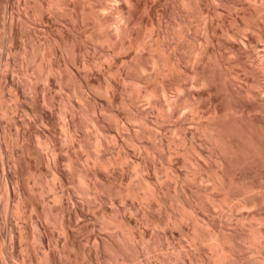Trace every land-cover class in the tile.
<instances>
[{"label":"bare ground","instance_id":"obj_1","mask_svg":"<svg viewBox=\"0 0 264 264\" xmlns=\"http://www.w3.org/2000/svg\"><path fill=\"white\" fill-rule=\"evenodd\" d=\"M111 1H26L25 3L27 8L32 10L31 7H35L32 12L34 13V17L36 13L39 15V21L42 22L39 23L41 24L40 26L44 23H48V25L49 23H53L52 25H55L58 31V36L56 35L53 37L48 35L49 38H45L43 41L39 40L37 43L39 46H36V49L33 48L34 51L36 50V53L33 51V54L37 55L40 60L38 61L39 64H37L39 67L36 68L34 65L35 67L32 66V68L30 66L32 63V57L27 58L30 56H28L29 53L25 54L27 51L23 50L22 52V48L16 45L17 35H19L18 19H22L20 13L17 14V10H15L16 6L14 2L16 1L0 0V8H3V11L1 10V17L4 20L7 16V23L4 21L6 25L4 22H2V24L4 23L3 26L5 30L7 29L8 31V41H6L9 42L10 52L20 50L22 52L21 53L19 51L20 54L27 55V57L24 55L22 58L26 57V59L30 62L29 63L25 59L27 63L26 67H24V59L21 61V59L18 58V60H20L19 63L22 62V66L24 65L23 67L26 69H23L22 67V71L21 66L19 67L20 70L16 69L15 67L19 65L16 63L18 60L15 61L16 57L14 59L16 64L13 68H15L16 71L19 70L20 72H24L26 74H24V76H32V74H35L34 72H38L36 69H39V73L36 75L37 77L33 78H36L37 80H44L46 83L47 87L45 86L44 91L41 90V95L43 94V102L46 103L48 108H56V105H53L54 102H52V99L50 98V90L52 91L50 87H57L59 89H63V91L66 90V92H68V96L69 94L71 95L69 96L70 99L71 97H74L77 101H81L79 104L83 105H80L82 106L80 107L77 104L80 109L77 108L76 113L80 115L82 112L83 116H88L89 114L87 112L91 113V116H88L89 120L88 118L87 120L89 123L91 122V124H93L91 125L93 126L92 128H94L96 133L100 136L93 133L96 136L87 134L88 137L86 135L84 138V134L82 135V131H80V129L83 122L86 120L84 119L85 117H83V122L81 120L82 117H79L81 118L79 120L82 123H79L78 127L77 124L79 121H76L78 118L75 110H72L74 112H69L68 110L65 112L66 110H64L65 122L63 121L64 124L62 129L66 132L65 138H69L70 142L79 147L80 150L82 149L88 152V154L85 152L87 154H85L87 157H85V161L90 169L92 168L91 171H87L89 170V167L87 170L84 169L83 171L86 172L85 174H83L84 172L81 173L80 170H76L71 173L72 176L75 175L76 172L77 175L79 174L78 181L79 185H81L79 186L81 189L80 191H82L84 196L85 194L90 196L94 202L96 201V203H100L99 201H106L108 199L107 197H111V201L115 200L114 197H116V200L119 197H130L132 200L137 199L138 202H141V204L144 203L147 205H144L142 209L149 207L153 210L156 208L160 210V208H163L162 210H164V213H166L165 215H167L165 220L163 219L164 217H161V215L160 217L158 216L157 213L159 211H157V209L156 214H154L155 211L150 209V211L147 212L145 210L148 209L143 210L145 212H142L144 216L142 217L145 219V222L148 223V226H153L158 231L161 230L160 228H163V230L164 228L170 230L172 229L171 227L175 226L176 229L178 228L177 230L180 231V234L184 237V239H186V242L189 243L191 249H189V251H185L183 255L177 252H174L173 254L171 252H166V255L163 253L165 256L161 257L159 255V258H154L155 261L158 260L159 264H178L179 261L180 264H264V0H168L167 3L169 6L171 5V7L176 10L175 13L177 12L178 14L177 21L175 18V23L172 21L173 25H176L175 28H172L173 25L168 23L169 19H167V17L169 16H166L169 13L172 15L174 10L171 12L170 9H167L169 7L167 6L163 8L165 10L162 11V13H158L155 5L156 2L152 3L151 1L153 0L146 2L145 0L143 3L145 6L141 4L145 9L144 10L142 8V11H146L147 16L154 19L156 18V20L152 19L149 21L150 25H147V27L151 28L149 31L148 29L145 30L148 36H146V39L143 35V41L141 40V37V39H138V36H140L141 33H136L137 28L134 32L135 26L137 27V25L140 24L138 26H141L140 28H142V25L145 22L142 20L144 17L141 18L142 16L139 14L140 10L138 8L139 5L136 4L137 1ZM157 1L161 3L163 0ZM167 3L165 5H167ZM105 11L109 12L110 14L108 15L110 16L104 15ZM167 11H169V13ZM24 17L25 16H23V18ZM164 17L167 22L166 20L164 21ZM170 20L172 19L170 18ZM145 23H147V21ZM110 29L112 30L110 31ZM38 32H35V34ZM105 32H109L107 33L108 37L106 38L105 36L107 35ZM134 33L138 34V38L135 37ZM52 34L50 33V35ZM144 38L146 40H144ZM25 47L24 49H26ZM99 48H103L107 51L105 58L107 57L109 60H113L115 55L117 56L116 53L118 52L122 53L123 51L124 54H126L128 51H135L132 61H128L129 63H126V67L122 65L123 67H119V69L117 68L118 70L116 72L112 70L114 73L117 74L118 72L120 74L118 75L119 77L121 76L120 81L117 80V82L110 79L108 82V79H105V81L107 80V82H105L107 84L105 85L108 87L103 84L102 85L105 88L107 87L106 90L100 85L101 81L100 83L98 81L101 77L99 75L97 76L99 73L102 74L101 72H97L102 69L97 70V64L95 65L96 61L94 55ZM9 49L7 50L9 51ZM15 55L16 54H14V56ZM117 57H119V55ZM34 59L36 60L35 56ZM119 59L120 57L118 60ZM9 60L10 59L8 58L6 67L10 68L11 66L10 69H12L13 64L10 62L11 60ZM35 60H33V64L34 62L36 63ZM114 60H116V58ZM113 64L110 63V65ZM82 70L83 73L81 72ZM30 71H32V74L28 73ZM69 73L72 75L71 78L74 75L76 80H73L72 78L70 79L69 84H67L69 81L68 77H70L68 76ZM8 74L5 73L6 77H4V79L6 78L8 80L10 78L9 76L7 77ZM14 74L15 73H13V75ZM136 76L137 78H141L138 79L143 81L142 83L145 84L144 86L137 84L133 85L136 82L134 81L135 83H133L132 80H135L134 78H136ZM105 77L106 76L104 74L103 78H101L102 81ZM33 78L31 77V81L27 79V81H29L28 83L34 82ZM12 80L15 82L14 79ZM73 81L75 83H73ZM35 83L38 84L37 81ZM137 83L139 84L141 81H137ZM128 85H130V87ZM29 86L31 93H33L31 88V86L34 87L33 84H30ZM100 86L102 91L103 89L105 91H100ZM9 87L11 88V91H13L10 98L13 96L12 99L15 101L11 100L15 103H13V109L10 110L11 106H8L9 110L4 109L6 111L8 110L9 114L11 111L14 113L20 110L25 111V103L23 104L24 101L22 102V91L24 90H21V86H18L17 83L14 84L13 82L10 83ZM4 88H6V84ZM119 92L124 94L126 93L127 95L130 94L129 97L132 99H124V95H121ZM2 94L0 92L1 96ZM100 94L106 96L111 101V104L108 102L109 105L105 106L106 111L103 107L104 105L102 104L103 106H101V104L97 101L99 97L98 95ZM1 96L0 101L3 99ZM34 99L35 98H33V100ZM141 100L146 102V109L148 110H145V112L143 110L141 113H138L139 110L137 111L134 108L135 104L132 105V102L136 101L137 104L138 101L141 102ZM62 104L65 106L64 109H67L69 104H65L64 101H61L60 105L58 104L60 107L59 109L61 110V106H63ZM112 105L113 108H116L118 105L120 108L123 106L121 109L124 108L123 110L125 112L126 108V113L118 111L119 109L115 111L111 108ZM115 105L117 106L114 107ZM38 106L37 108H35V106L33 109L26 111L35 112V109L40 111L41 108L38 109ZM70 106L71 105H69V107ZM87 107L89 109H87ZM131 107L132 110H130ZM81 108L83 111H81ZM133 108L137 112H134L135 110H133ZM69 109L71 110V108ZM150 109L152 110V113L157 110V113H160L161 115H159L163 119L165 118L164 121L176 118L174 134L175 132L178 133L180 138L175 139V135H173L170 137L168 136L169 138L167 137V139V135H158V133L162 132H159L157 129L159 128L162 131L164 127H161L164 124L162 126L160 125V127L158 121H155V124L153 120H150ZM153 109H155V111H153ZM78 110L81 112L79 113ZM84 110L86 113H83L85 112ZM6 111L4 115H6ZM42 111L43 110L38 113L41 114ZM104 111L108 113L111 112V117L114 116L116 123L115 128L116 126L118 127L116 130H118L119 139L123 144H121V146L119 145L120 147L115 148V152L111 151L110 154L106 151L108 141L105 139L107 137L105 136L107 129H105L106 127L104 126V120L106 121L104 118L106 116L110 117V115L107 114L105 116ZM14 116L15 115H13V117ZM40 118L46 126L51 123V119L49 118L47 111H44ZM127 122L132 125H130V129L134 131V134H131L129 127H126ZM154 124L157 128L155 126L153 127ZM154 128H156L158 133L154 130ZM126 131H128V133ZM166 132H168V130ZM24 134H17L18 140L15 142L19 144L23 142L25 145L24 140L26 134ZM103 134H105V138L103 137ZM90 136L94 137L91 138ZM143 137H145L144 139H148L149 137V139L151 138L150 140H154V142L152 143L150 141L151 143H148V139L147 144L144 143V145L143 141L142 143L140 142V139ZM123 139L125 141H123ZM157 140L159 141L158 143L155 142ZM41 142L50 153L48 167L51 169L50 172L53 180L56 181L55 184H53L55 185V188L52 186L53 189H55L56 199L58 202H62L64 204L66 203L65 206L61 203L63 208H61L60 214L61 217L64 215L62 211L63 209L65 216L62 218L59 216L61 218L59 219L61 222L57 223H61L60 226L63 231L62 233L65 235V240L61 244V255L67 256L69 253L68 238L73 236L71 225L73 224V220L78 217V214L80 215L79 212L82 208L79 209L74 206L71 208L69 205L68 200L73 197L71 196V193L66 190L65 186L69 183L68 178L70 177H67L69 175L66 174V171L65 173L61 169V162H58L60 157H57L59 153L57 142L51 134L45 135L44 139H42L40 143ZM166 143L169 146H167L168 148L165 147ZM171 144H174V146L172 147ZM96 145L97 148H100V151L104 149L101 151L102 154L98 149L96 150L97 153L93 149V146ZM124 145H126L127 148L129 147V149L131 147L132 150L136 149L135 151H137V153L139 152L138 154L141 153L145 155V161L144 159L141 160L140 155V159L138 158L135 160V163L133 162L134 167L132 175L137 172L138 174L140 173L141 175H139L142 176V179L140 177L139 180H142V182L141 184L139 182L137 183V180V184H135L136 186L127 185V187H124V184H122V186V181L126 180L127 176L129 178V174L127 176L119 175V170L118 175L120 180H122L119 185L121 186L118 188L119 185H115L117 186V188H115L114 184L112 185L113 180L110 181L108 180L109 178L106 179L107 177L105 178V175L107 176L109 172H113L115 166L120 165L119 167H121V164L128 161L126 160L128 156L131 158L132 151L128 150ZM163 150L168 152H163ZM135 151L133 150L134 153ZM165 153L168 154L165 155ZM173 155H176V157L177 155L182 156H180L182 164L188 168L186 169L188 171L182 172L183 170H179V166L177 167L178 169H171L173 172L171 171L170 174H168L169 177H171L169 178L166 175V178H172L171 180L174 181L175 190L173 193H175V195H171L168 192L169 196L165 194L164 196L162 193H165L163 192L165 190L160 191L159 189L161 188H158L159 185H157L158 183L156 181L163 179V176L165 178L162 168L164 165H162L161 160L164 162L166 157H168V159H172L174 157ZM9 156L13 160L11 163L19 166L18 157L14 155V153L10 154V152ZM164 156L165 158H163ZM73 157H67L68 162L67 159L65 160L67 162L65 163L69 164L68 166L71 168L67 169L69 172L70 170L79 169L78 167L80 165L78 166L77 162L82 160L81 158L78 160L77 157L76 160L78 161H76ZM135 157L137 158L136 154ZM173 159H175V157ZM170 161L172 162V160ZM171 162H167L168 165L170 164L169 169L172 168L173 164H175V162ZM36 172L38 171L36 170ZM122 172L121 174H123ZM35 173L34 175L37 174ZM114 173L116 174L117 172L114 171ZM114 173H112V175ZM152 174L154 175L152 176ZM14 176L15 175L8 173L5 176L4 185L2 184L5 187V193L7 194V205L5 206V211L3 210L4 215L2 214L3 211L1 213L2 215L0 214V264H15L13 262L16 258H14L15 243H11L12 245H9L7 243V238H4L3 234V231H5V225L9 220V216L18 215L20 217H25L28 210L24 205L26 204V201H23L26 200L28 196L25 198L26 192L23 194V192L19 189L21 186L19 185L20 187H18V181L20 182V180L17 179L18 175L16 177ZM34 178L38 179V176ZM99 178H102L105 182L99 183ZM37 179H33L37 181L36 185L38 184ZM120 180L118 181L120 182ZM15 188H18L16 189L18 190V193L15 192L16 190L14 191ZM41 189L44 190V188ZM170 192L172 193L171 190ZM103 193H106L107 197L105 196L106 194L104 195ZM100 204L103 205L104 203ZM141 204L138 203V206ZM134 206L135 204L132 203V207ZM40 207L37 205L35 208L33 207L34 209L39 208L37 209L39 211L37 216H35V221L37 226L44 231L46 230V227L43 226L41 218L44 217L47 219L45 221H50V223L51 221L54 223V221L58 219H55L52 216L51 213L54 211H50V213L49 210H46V212L44 209L42 210L44 206ZM135 208L136 207H134L133 210ZM217 209L219 211H217ZM223 209H225L226 212ZM108 210L105 209L102 211L104 219H102L103 227L108 230L110 229V231L111 229L112 231H115L109 232L108 235L106 232L107 237L103 238L102 236L101 238H98V241L95 243L96 245H92L95 247L94 249H89L88 251L89 256L87 257H90V261H88L89 264H111L110 262L113 264H133L134 258L136 256H142L141 253L155 254V252H160L166 248H173L174 251L176 250V248L174 249L172 245L173 241L170 245V242L166 241L171 248L167 245V247L160 246L157 241L152 239L155 238L154 235H151V237L149 234H139L137 230H134L135 225L138 224L133 223V228L131 226V222H129L130 218L128 219V217L125 216L117 217L112 210H110L112 211L111 214H108ZM55 217L59 218L58 215ZM31 219H33V217ZM42 230L37 233L35 237L38 239L40 247L42 246L41 248H43L46 241L49 239H47L45 232L42 233ZM157 230L154 231L157 232ZM166 240L169 239L167 238ZM129 252L134 255L132 257H128L127 253ZM120 253H123V255H120ZM130 253L129 255H131ZM48 254L46 253L44 254L45 256H43L45 259L44 264H62V258L60 260V258L58 259V257L49 256ZM22 259L23 262L27 263L28 259L27 261H25V258ZM146 264H150V262L148 261Z\"/></svg>","mask_w":264,"mask_h":264},{"label":"rangeland","instance_id":"obj_2","mask_svg":"<svg viewBox=\"0 0 264 264\" xmlns=\"http://www.w3.org/2000/svg\"><path fill=\"white\" fill-rule=\"evenodd\" d=\"M14 1H16V2H14L15 3V6H16V9L15 10H17V14L18 13H20V15L22 16V19H18L19 20V27H18V31H19V35H17V40H16V45H18L19 47H21L20 49H21V51L23 52V50H26L27 52L25 53V51H24V53L25 54H28V56L29 57H27V55H25V54H20L19 53V51L20 50H17L16 52H14V51H12V52H10V49H9V42H7L8 41V31H7V29L5 30V28H4V23L6 22L7 23V16H6V20L4 19H2V17H1V13H2V9L0 8V92H1V94H2V100L0 101V135H1V137H0V214L2 213V211L5 209V206L7 205V194L5 193V187L3 186L4 185V180H5V176L9 173H11V175H15L14 177H16L17 175V179H19L20 180V182L18 181V187H20L19 189L23 192V194H24V192H26L25 193V198H26V200H23L24 202L26 201V204H24L26 207H27V214H26V216L24 217V216H22V217H20V216H18V215H10L9 216V220L7 221V223H6V225H5V231H3V234H4V238L6 237L7 238V243L9 244V245H12V244H14L15 243V245H14V249H15V256H14V260H13V262L15 263V264H25L26 262H23V259L22 258H25V261H27V259H28V261H29V263H28V261H27V263L28 264H44V262H45V259H44V257L43 256H45L44 254H48L49 256H56V257H58V259L60 258V260H61V258H62V264H89L88 263V261H90L89 260V258L90 257H87V256H89V249L90 250H92V249H94V247L92 246V245H96L95 243L98 241V238H101L102 236H103V238H105V237H107V235H108V233L109 232H111L112 231V229H111V231H110V229L108 230V229H105L104 227H103V212L102 211H104L105 209H107L108 210V208H109V210H108V214H111V212L113 211L114 212V214L118 217V216H121V217H123V216H125V217H128V219L130 218V220H129V222H131V226L134 228V225H133V223L134 224H138V225H135V228H134V230H137L138 231V233L139 234H149L150 236L151 235H154V237L155 238H152L153 240H155V241H157V243H159L160 244V246H165V247H167V246H169L170 244H171V242L173 241V243H172V245H173V247H174V249L176 248V250L174 251L173 250V248H171L170 246V248L171 249H168V248H166V249H164V250H162V251H160V252H155V254H145V253H141L142 254V256L140 255V254H138V255H140L139 257L138 256H134L135 258H134V262H133V264H146V263H148V261L150 262V264L153 262L154 264H157L158 263V260L157 261H155V259H157V257L160 255L161 257L162 256H165L166 255V252H171L172 254L175 252H177V253H179V254H182L183 255V253L185 252V251H189V249H191L190 247V245H189V243L188 242H186V239H184V237L180 234V231L179 230H177L176 229V227L175 226H173V227H171L172 229H170V230H168L167 228L165 229L164 228V230H163V228H160L159 230L160 231H158L157 229H155L153 226H148V223H146L145 222V219L143 218L144 216H143V213L142 212H147V211H150V210H153V209H151V208H144V209H142L143 207H144V205H146V204H141V202L139 201L138 202V200L137 199H131L130 197H124V198H121V197H119V198H117V200H116V197H114V199L115 200H112L111 201V197H107V194L105 195L104 193V195L108 198L106 201H104V202H101V201H99L100 203H104L103 205L102 204H100V203H96V201L94 202V200L90 197V196H88V195H86L85 194V196H84V194L82 193V191H80L81 189H80V187L79 186H81V185H79V174L77 175V172H76V174L75 175H73L72 176V174L71 173H73V171L75 172L76 170L78 171V170H80V172L82 173V172H84L83 170L85 169V170H87L88 169V165H87V162L85 161V159L87 158L86 157V155L88 154V152L87 151H85V150H80V148L79 147H77V146H75V144H73L72 142H70V139L68 138H65V136H66V132H64V129H62L63 127V124H64V122H65V116H64V114H65V112H67V110L70 112V111H72V110H75V113L77 112V108L78 109H80L79 108V106L80 105H83V104H79L81 101H77V99L76 98H74V97H71V99L69 98V96H71L70 94H69V96H68V92H66V90L65 91H63V89H59V88H57V87H50V89H52V91L50 90V92H51V101L52 102H54L53 103V105L55 106L56 105V108L54 107V108H48V106H46V103H44L43 101H44V98H43V94L41 95V90H45V86H46V83L44 82V80H41V79H39V80H37L36 78H33V77H37L36 75H38L37 73H39V69H36V68H38L39 67V65H37V64H39V58H38V56L37 55H34L33 54V51H34V49H36L39 45L37 44L38 42H39V40L40 41H43L45 38H49V36H58V31H57V28H56V26L55 25H52L53 23H49V25H48V23H44V24H42V26H40L41 24H39V23H42V22H40L39 20V15H37V13L35 14V17H34V13L32 12L33 10H34V8L35 7H31V9L32 10H30V8H27L26 6V1H30V0H14ZM109 2L111 1V0H108ZM112 1H114V0H112ZM111 1V2H112ZM137 2H136V4H138L139 5V7L137 6V5H135V6H137L138 8H139V10L140 11H142L143 9H144V6H145V4H143L144 3V1L145 0H136ZM150 2L151 0H146V2ZM27 2V3H28ZM115 2V1H114ZM145 2V3H146ZM152 3H157V2H159V1H155V0H153V1H151ZM168 2V0H163L161 3L159 2L158 4H156L155 3V5H156V7H157V11H158V13H162V11H164L165 9H163V8H165V7H167V6H169V4L167 3ZM20 3V4H19ZM167 3V5H165ZM20 6H19V5ZM144 5L143 7H142V5ZM158 6H160V7H158ZM2 7H4V6H2ZM136 7V8H137ZM155 7V8H156ZM26 8V9H25ZM137 8V9H138ZM141 8V9H140ZM143 8V9H142ZM171 7V5L167 8V9H170V11L172 12L173 10V12H172V15L169 13V11H167L169 14H167L166 16H169V17H167V19H169V24L170 25H173V22L175 21L174 20V18L176 19V21H177V17H178V14H177V12L175 13V9L174 8H172ZM163 9V10H162ZM2 10V11H1ZM19 10V11H18ZM27 10V11H26ZM30 10V11H29ZM138 10V11H139ZM145 10V9H144ZM102 11H104V10H102ZM139 11V14L142 16H140L141 18H143L142 20H144L145 22L147 21V23H145L144 22V26L142 25V28H140L138 25H140V24H138L137 25V27L135 26V28H134V32H135V30H136V28H137V31H136V33L137 32H139L138 34H140V36H138L137 37V35L138 34H136V33H134V35H135V37H137L138 39H141L142 41H143V35L145 36V38H146V36H148L146 33L147 32H145V30H147L148 29V31H149V29L151 28H149V27H147V25H150V22L149 21H151L152 19L153 20H156V18L154 19V18H152V17H150V16H147V12L145 13L144 11H142V12H140ZM16 12V11H15ZM24 12V13H23ZM26 12V13H25ZM142 13V14H141ZM145 13V14H144ZM156 13V12H155ZM154 13V14H155ZM23 14V15H22ZM27 14V15H26ZM103 14V13H102ZM108 14H110L109 12H107V11H105V13H104V15H107V16H110V15H108ZM176 14H177V16H176ZM38 17H37V16ZM144 15V16H143ZM149 15V14H148ZM174 15V16H173ZM23 16H25L24 18H23ZM27 16V17H26ZM30 16V17H29ZM116 16V15H115ZM156 17V16H155ZM19 18H21V17H19ZM35 18H36V20H35ZM165 18V17H164ZM163 18V19H164ZM170 18L172 19V20H170ZM27 19V20H26ZM28 19H29V21H28ZM22 20V21H21ZM166 20V18L164 19V21ZM5 21V22H4ZM26 21V22H25ZM171 21V22H170ZM173 21V22H172ZM2 22H4L3 24H2ZM25 22V23H24ZM143 22V21H142ZM142 22H141V24H142ZM166 22H167V20H166ZM6 23H5V25H6ZM175 23V22H174ZM33 24V25H32ZM45 25H46V27H45ZM52 25V26H51ZM169 25V26H170ZM22 26V27H21ZM48 26V27H47ZM171 27V26H170ZM175 28L176 27V25L174 26H172V28ZM138 28H140V29H138ZM146 28V29H145ZM144 29V30H143ZM21 30V31H20ZM50 30V31H49ZM112 29H110V31H111ZM140 30V31H139ZM7 31V32H6ZM30 31V32H29ZM38 32V33H36L35 34V32ZM46 31V32H45ZM21 32V33H20ZM24 32V33H23ZM27 32V33H26ZM49 32V33H48ZM30 33H31V35H30ZM50 33L52 34V35H50ZM57 33V34H56ZM107 33H109V32H107ZM106 32H105V34L107 35V36H105V38L106 37H108V34H107ZM149 33V32H148ZM22 35V36H21ZM45 35V36H44ZM49 35V36H48ZM38 36V37H37ZM41 36V37H40ZM7 37V38H6ZM31 37V38H30ZM37 37V38H36ZM141 37V38H140ZM22 38V39H21ZM25 38V39H24ZM144 38V40H146ZM7 40V41H6ZM29 41H31V42H29ZM36 41V42H35ZM142 41H140V42H142ZM24 43H25V45H24ZM28 43V44H27ZM6 45V46H5ZM22 45H23V47H22ZM25 46H28V47H25ZM37 46V47H36ZM24 47L26 48V49H24ZM9 49V51L7 50V49ZM34 48V49H33ZM3 49V50H2ZM27 49H29V50H27ZM33 49V50H32ZM103 50H104V52H103ZM20 51V52H21ZM29 51V52H28ZM21 52V53H22ZM32 52V53H31ZM106 52L107 51H105V49H103V48H99V50H97L96 51V53H95V55H94V58H95V61H96V63H95V65L97 64V70H99V69H102V70H99V71H97L98 73L99 72H101L102 74H97V76L99 75L101 78H103V76H104V74H105V78L103 79V81H102V79L100 78L98 81H99V83H100V81H101V83H100V85L102 86V88H104L105 90L107 89V85H105V84H107V83H105V82H107V80L105 81V79H108V82L110 81V79H112L113 81H117V80H119L120 81V77L118 76V75H120L118 72H117V74L116 73H114L113 71H117L118 69H119V67H123V66H125L126 67V65L129 63V62H131L132 61V57H133V54H134V52L135 51H128L127 53H128V55H127V53L126 54H124V52L122 51V53L121 52H118V53H116L117 54V56L119 55V57H120V59L118 60V58L119 57H117L116 55H115V58H116V60H109V58H105V55H106ZM130 52V53H129ZM9 53V54H8ZM34 53H36V50L34 51ZM121 55H120V54ZM132 53V54H131ZM14 54H16L15 56H14ZM122 54H124V55H127V56H124V55H122ZM26 56L27 58H31L32 59V63L30 64V66L32 67H35L36 66V70L38 71V72H34L35 74V76L32 74V71H30V72H28V73H31L32 74V76H24V72H20L19 70H20V66H21V70L23 71V69H26V68H24V67H26V63H27V61L29 62V60H27L26 59V57L25 58H22L23 56ZM8 56V57H7ZM20 56V57H19ZM34 56H35V58H36V60L34 59ZM37 56V57H36ZM17 57V58H16ZM128 57V58H127ZM8 58L11 60H9L13 65H12V69H10L11 68V66H10V68H8V67H6L7 65H6V63H7V61H8ZM16 58V59H15ZM18 58L19 59H21V61L24 59V61H23V63H24V67L22 66V62H20L19 63V61L20 60H18ZM38 58V59H37ZM97 58V59H96ZM14 59H15V61H17L18 60V62H16V63H18L19 65L17 66V67H15V62H14ZM27 61H26V60ZM30 59V60H31ZM33 60H35L36 61V63L34 62V64H33ZM118 60V61H117ZM123 60V61H122ZM6 61V62H5ZM97 61H98V63H97ZM108 61V62H107ZM111 61V62H110ZM122 61V62H121ZM126 61V62H125ZM129 61V62H128ZM123 62H125V63H123ZM4 63H5V65H4ZM30 63V62H29ZM110 63L111 64H113V65H110ZM122 63V64H121ZM127 63V64H126ZM33 64V65H32ZM119 64V65H118ZM35 65V66H34ZM100 66V68H99V66ZM123 65V66H122ZM110 66H112V67H110ZM118 66V67H117ZM3 67H5V68H3ZM13 67H15L16 69H19L18 71H16L15 70V68H13ZM22 67H23V69H22ZM32 67V68H33ZM115 67V68H114ZM6 68H8V69H6ZM111 70H110V69ZM118 68V69H117ZM35 69H34V71H35ZM9 73H7L6 71ZM110 70V71H109ZM113 70V71H112ZM20 72V73H19ZM82 73H83V70L81 71ZM112 72V73H111ZM5 73L6 74H8L7 75V77L9 76L10 78L7 80L6 78L4 79V77H6L5 76ZM13 73H15L14 75H13ZM17 73V74H16ZM21 73H23V74H21ZM27 73V74H28ZM108 75H107V74ZM4 74V75H3ZM111 74V75H110ZM26 75V74H25ZM103 75V76H102ZM115 75H117V76H115ZM13 76V77H12ZM68 76H70V77H68L69 79V81H68V83L67 84H69V82H70V79H72L73 78V80L75 79L74 78V75H73V77L71 78V73H69V75ZM111 76V77H110ZM30 77V78H29ZM31 77L34 79V82H31V83H28L29 81H31ZM133 77H135V76H133ZM38 78H40V77H38ZM96 78H98V77H96ZM119 78V79H118ZM138 78H140V77H138ZM137 78V76H136V78H134L135 80H132L133 81V83H135V84H133V85H141V86H144L145 84L144 83H142L143 81L142 80H139ZM12 79H14L15 80V82L12 80ZM23 79V80H22ZM27 79L29 80V81H27ZM33 79H32V81H33ZM137 79V80H136ZM141 79V78H140ZM7 80V81H6ZM15 84V83H17V85L18 86H21V90H24V91H22V94H23V98H22V102H23V104L25 105V108H24V110L26 111V110H30V109H33V107H35V108H37V106H38V109H40V111L39 110H37V109H35L36 111V113L35 112H31V111H23V110H20V111H18V112H13V111H11V113L9 114V107L11 106V108H10V110L11 109H13V103H15V102H13V101H15V100H13L12 98H13V96L10 98V96L13 94V91H11V88L9 87L10 86V83H12L11 81ZM76 80V79H75ZM111 80V81H112ZM8 82L9 83V85H8V83H6V82ZM21 81V82H20ZM37 81V83L38 84H36L35 82ZM39 81V82H38ZM135 81V82H134ZM137 81L138 82H140L141 81V83H137ZM44 82V83H43ZM72 82V81H71ZM77 82V81H76ZM102 82H104V83H102ZM118 82V81H117ZM73 83H75L74 81H73ZM72 83V84H73ZM5 84H6V88H4V86H5ZM20 84V85H19ZM27 84V85H26ZM30 84H33V86L34 87H32L31 86V88H32V91H33V93H31V89H30V86L29 85ZM104 86H107L106 88L105 87H103V85ZM8 85V86H7ZM24 85V86H23ZM36 85H38V86H36ZM70 85H71V83H70ZM70 85H69V87H70ZM29 86V87H28ZM101 86H100V91H102V88H101ZM122 86V85H121ZM129 87H130V85H128ZM3 87V88H2ZM7 87H9V88H7ZM37 87V88H36ZM47 87V86H46ZM73 87V86H72ZM43 88V89H42ZM122 88H123V86H122ZM5 90V91H3V90ZM26 89V90H25ZM34 89V90H33ZM103 89V91H105ZM2 90V91H1ZM10 90V91H9ZM35 90H37V91H35ZM60 90V91H59ZM63 92H62V91ZM123 90V89H122ZM35 91V92H34ZM102 91V92H103ZM121 91V90H120ZM10 92V93H9ZM122 92H124V91H122ZM122 92H119V93H121V95H124L123 97H124V99H128L129 98V100H131L132 98H130L129 97V95H127L126 93L124 94V93H122ZM31 93V94H30ZM37 93V94H36ZM63 93V94H62ZM7 96H6V95ZM33 95V96H32ZM38 95V96H37ZM56 95V96H55ZM64 95V96H63ZM101 95V96H100ZM100 95H98L99 97H98V103H100L101 104V106H103L104 108H105V106H108L109 104H111L110 102V100L106 97V96H104V95H102V94H100ZM32 96V97H31ZM39 96H41V97H39ZM126 96V97H125ZM26 97V98H25ZM30 97V98H29ZM37 97V98H36ZM40 99H39V98ZM105 97V98H104ZM33 98H35L34 100H33ZM73 98H74V101H73ZM134 98V97H133ZM13 101H12V100ZM28 99V100H27ZM37 99V100H36ZM66 99V100H65ZM6 100V101H5ZM26 100V101H25ZM39 100H41V101H39ZM11 101H12V103H11ZM61 101H64V103L65 104H69V105H71V106H73V107H69V105H68V107L69 108H71V110L67 107V109H64L65 108V106L63 107V106H61V110H63V111H61L59 108V105H60V103H61ZM70 101V102H69ZM72 101V102H71ZM37 102V103H36ZM108 102H109V104H108ZM134 102V101H133ZM132 102V105H134V108L138 111V113H141V111H143L144 110V112H145V110H148V109H146V102L145 101H142L141 100V102L140 101H138V103L136 104V101L133 103ZM5 103V104H4ZM36 103V104H35ZM76 103V104H75ZM8 104V105H7ZM12 104V105H11ZM34 104V105H33ZM59 104V105H58ZM77 104L79 105V106H77ZM103 104V105H102ZM4 105V106H3ZM6 105H7V107H6ZM44 105V106H43ZM48 105V104H47ZM3 106V107H2ZM9 106V107H8ZM28 106V107H27ZM111 106V105H110ZM117 105H115L114 107H116ZM80 107H82V106H80ZM123 107V106H122ZM121 107V108H122ZM133 107V106H132ZM132 107L130 108V110H132ZM139 107V108H138ZM147 107H149V106H147ZM8 109L7 111L5 110V109ZM28 108V109H27ZM111 108H113V105H112V107ZM120 108V106L118 105L116 108H113L115 111H117V109H119L118 111H121L122 113H126V108H125V112H124V108L123 109H121ZM133 108V110H135ZM150 108V107H149ZM4 109V110H3ZM45 109V110H44ZM47 109V110H46ZM55 109V110H54ZM87 109H89L88 107H87ZM87 109H86V111H87ZM41 110H43L42 111V115H43V113H44V111H47V114L49 115V118L51 119L50 121H51V123L49 124V125H45L42 121H41V118H40V116H41V114H39L40 112H41ZM64 110H66L65 112H64ZM134 111V112H137V111ZM151 110V109H150ZM5 111H6V115H4L5 114ZM48 111H50V112H48ZM81 111H83L82 110V108H81ZM80 110H78V112L80 113L81 112ZM85 111V110H84ZM86 111L85 112H83V113H86ZM105 111H106V108H105ZM104 111V112H105ZM153 111H155V109H153ZM3 112V113H2ZM39 112V113H38ZM53 112V113H52ZM64 112V113H63ZM68 112V113H69ZM72 112H74V111H72ZM103 112V113H104ZM14 113V114H13ZM19 113V114H18ZM26 113V114H25ZM46 113V112H45ZM55 113V114H54ZM90 116H91V113L90 112H87ZM148 113V112H147ZM149 113H151L152 114V116H151V114H150V120H153L154 122L156 121H158L159 122V126L161 125H163L161 128H163V130L161 131V129H157L159 132H162V133H158L157 131H156V128H157V126H155V124H156V122H155V124L153 125V127L155 126L156 128H154V130L158 133V135H160V134H163V135H161V136H166V138L169 136H173V135H175L174 136V138L175 139H179L180 138V136H179V134L178 133H176L175 132V134H174V131H175V120H176V118H173V119H171V120H166V121H164V119L157 113V110L154 112V113H152V110L151 111H149ZM9 114V115H8ZM15 115L14 117H13V115ZM35 114V115H34ZM74 114V113H73ZM81 114H82V112H81ZM81 114L79 115L78 113H76V116H77V118H78V120H76L77 122H78V127H79V123L81 124L82 122H83V120L84 119H86L87 120V118H88V116L86 115V116H83V114H82V116H81ZM107 114H109L110 115V117L108 118L106 115ZM4 115V116H3ZM154 115V116H153ZM32 116V117H31ZM51 116V117H50ZM63 116H64V118H63ZM75 116V117H76ZM104 116V115H103ZM106 116V117H105ZM105 118L104 119H106V121L104 120V126L106 127L105 129H107L106 131V135L105 134H103V137H104V135L105 136H107L105 139L108 141L107 142V145H108V147H106V151L110 154V152L112 151V152H115V148H117V147H120L121 146V144H122V141L119 139V134H118V130H116V128H118L117 126H116V128H115V118H114V116H112L111 117V112H105ZM62 117V118H61ZM79 117H82V119L81 118H79ZM83 117H85L84 119H83ZM15 118V119H14ZM37 118V119H36ZM157 118V119H156ZM25 119V120H24ZM76 119V118H75ZM79 119H81L82 120V122L79 120ZM160 119V120H159ZM3 120V121H2ZM12 120V121H11ZM84 121L83 122V127L81 126V129H80V131H82V135H83V137L85 138V136L88 134V135H94L93 133H95V134H98V133H96V131H95V129L94 128H92L93 126H91V125H93V124H91V122L89 123V118H88V120L87 121ZM110 120V121H109ZM163 120V121H162ZM64 121V122H63ZM114 122V123H112V122ZM153 121H151L152 123H154ZM35 122V123H34ZM25 123V124H24ZM42 123H43V125H42ZM114 124V125H113ZM127 124V126L126 127H129V129H130V125L131 124H128V122L126 123ZM85 125V126H84ZM157 125H158V123H157ZM112 126V127H111ZM132 126V125H131ZM158 126V127H159ZM47 127V128H46ZM172 127V128H171ZM128 129V128H127ZM129 129H128V131H129ZM169 129H170V131H169ZM173 129V130H172ZM168 130V132H166ZM128 131H126L127 133H128ZM132 131V132H131ZM172 131V132H171ZM57 132V133H56ZM88 132V133H87ZM117 132V133H116ZM119 132H120V130H119ZM125 132V131H124ZM26 135H25V134ZM86 133V134H85ZM110 133V134H109ZM130 133L132 134H134V131L133 130H131L130 129ZM167 133V134H166ZM173 133V134H172ZM19 134H24L25 135V140H24V143H25V145L23 144V142L22 143H16L15 141H17L18 139V135ZM52 135V137L54 138V140L57 142V144H58V155H57V157H60V161L58 160V162L61 164H59L60 166H61V169L67 174V175H69V176H67V177H70V178H68V180H69V183H67V185L65 186V188H66V190L67 191H69L70 193H71V196L73 197V198H70L68 201H69V205H70V207L72 208V206H74L75 208H79V209H81L80 210V215L78 214V217H76L74 220H73V224L71 225L72 227H71V230H73L72 232H73V236H70L69 238H68V240H69V242H68V251H69V253H68V255L67 256H62L61 255V244L64 242V240H65V235L62 233L63 231H62V228H61V226H60V224H58L59 222H61V220H59V219H61L63 216H65V213H64V210L62 209V211H63V216L61 217V208H63L62 206L64 205H66V203L64 204V203H62V202H58V200L56 199V196H55V189H53V187L55 186V185H53V184H55V180H53V178H52V176H51V169H50V167H48L49 166V162H48V159L50 158V153H49V151H47V148L45 147V146H43L44 144H42V142L40 143V141H42V139H44V137H45V135ZM56 134V135H55ZM107 134H109V135H107ZM171 134V135H170ZM4 135V136H3ZM88 135H87V137H88ZM115 135V136H114ZM121 135V134H120ZM56 136V137H55ZM94 136H96V135H94ZM94 136H90L91 138H93ZM98 136H100L99 134H98ZM97 136V137H98ZM116 136H117V138H116ZM5 137V138H4ZM13 137V138H12ZM68 137V136H67ZM87 137H86V139H87ZM89 137V138H90ZM102 137V136H101ZM115 137V138H114ZM168 137V138H169ZM39 138V139H38ZM61 138V139H60ZM145 137H143V138H141L140 140V142L142 143V141H143V144L144 143H146L147 144V142H148V139H149V137H148V139L146 138V139H144ZM167 138V139H168ZM173 138V137H172ZM115 139H117V140H115ZM151 139V138H150ZM149 139V142L148 143H153L154 142V140L153 141H151ZM153 139V138H152ZM157 139V138H156ZM171 139V138H170ZM3 140V141H2ZM5 140V141H4ZM11 140V141H10ZM68 140V141H67ZM119 140V141H118ZM159 140V139H158ZM155 141V142H159V141ZM111 141H113V142H111ZM123 141H125L124 139H123ZM144 141H146V142H144ZM151 141V142H150ZM18 142H21V141H18ZM66 142V143H65ZM69 142V143H68ZM117 142V143H116ZM72 143V144H71ZM17 144V145H16ZM24 145V147H23V145ZM42 144V145H41ZM93 144H94V141H93ZM111 144H112V146H111ZM155 144V143H154ZM120 145V146H119ZM123 145V144H122ZM145 145V144H144ZM172 145V144H171ZM28 146V147H27ZM37 146V147H36ZM67 146H69V147H67ZM114 146H116V147H114ZM125 147H126V145H124ZM127 146H128V144H127ZM168 146V144L166 143V145H165V147L166 148H168L167 147ZM174 146V144L172 145V147ZM30 147V148H29ZM40 147V148H39ZM65 147V148H64ZM130 147H131V145H130ZM9 148V149H8ZM29 150H28V149ZM105 148V147H104ZM108 148V149H107ZM127 148V147H126ZM132 148V147H131ZM129 149V147L127 148L128 150H130V151H132L131 152V154H132V156H131V158L128 156L127 157V159L126 160H128V161H126L124 164H121V167H119L120 165H118V166H115V169H114V171H116L117 173L115 174L114 173V171L113 172H109L108 174H107V176L105 175V178L106 179H108V180H113V182H112V185L114 184V186L115 185H119L120 183H121V181L122 180H120V177H119V175H124V176H127L128 174H129V178H128V176H127V179L126 180H124V181H122V183H121V185L122 184H124V187H127V185L128 186H136L135 184H137L138 182L141 184V182H142V180H139L140 179V177H141V179H142V176H140L139 174H138V172L137 173H134L133 175H132V173H133V164L135 163V160H137L138 158L140 159V155H141V160L142 159H144V161L146 160V158H144V154H138L137 153V151H135L136 149H133L134 151H135V153L133 152V150L132 149ZM165 148V149H166ZM93 149L96 151L97 149L99 150L100 148L98 147L97 148V145L96 146H93ZM101 149H103V148H101ZM173 149V148H172ZM23 150H25V151H23ZM104 150V149H103ZM103 150H101V151H103ZM114 150V151H113ZM167 150V149H166ZM164 151L163 150V152H168V151ZM8 151V152H7ZM100 151V150H99ZM98 151V152H99ZM101 151H100V153H101ZM158 151V150H157ZM9 152H10V154L11 153H14V155H16L17 157H18V160H19V166L16 164V165H13V163H11V161L13 162V160H12V158L9 156ZM25 152V153H24ZM84 152V153H83ZM87 154H86V153ZM8 154V156H7V154ZM82 153V154H81ZM96 153H97V151H96ZM134 153V154H133ZM144 153V152H143ZM42 154V155H41ZM86 154V155H85ZM102 154V153H101ZM112 154H114V153H112ZM135 154L137 155V158L135 157ZM168 153H165V155H167ZM65 155V156H64ZM71 155V156H70ZM85 155V156H84ZM163 155H164V153H163ZM74 156V157H73ZM76 156V157H75ZM83 156V157H82ZM174 157H175V159H171V158H169L168 159V157H166V159H165V161L163 162V160H161V162H162V165H164V166H162V168H163V173L165 174V178H164V176H163V179H161V180H157L156 182L158 183L157 185H159L158 186V188H161V189H159L160 191H163V190H165V191H163V192H165V193H162V195H168L169 196V193L172 195H175V193H173L174 192V190H175V188H174V186H175V184H174V181L173 180H171V179H169L170 177H169V175L168 174H170V172L172 171L171 169H173V168H177L178 166V168H179V170H183L182 172H186V171H188V170H186V169H188L186 166H184L183 164H182V159H181V155H177V157H176V155H173ZM181 156V157H180ZM67 157H73V158H75V160L77 159V157H78V160H79V158H81L82 160H76V161H78L77 163H78V168L79 169H75V170H70V172H69V170H67L68 168H69V164H66L67 162H68V158ZM86 157V158H85ZM172 157V156H171ZM6 158V159H5ZM129 158V159H128ZM136 158V159H135ZM157 158H158V156H157ZM163 158H165V156L163 157ZM3 159V160H2ZM11 159V160H10ZM41 159V160H40ZM67 159V162L65 161ZM178 159V160H177ZM9 160V161H8ZM30 160H32V161H30ZM63 160V161H62ZM170 160H172V162L170 161ZM175 160V161H174ZM75 161V162H76ZM171 162V163H173V162H175V164H171L172 165V168H170L169 169V167H170V164L168 165V163L167 162ZM3 162V163H2ZM48 162V163H47ZM66 162V163H65ZM82 162V163H81ZM134 162V163H133ZM179 162V163H178ZM9 163V164H8ZM84 163V164H83ZM132 163V164H131ZM15 164V163H14ZM68 167H67V166ZM125 165H126V167H125ZM37 166V167H36ZM91 166V165H90ZM124 168H123V167ZM174 166V167H173ZM184 166V167H183ZM67 167V168H66ZM92 167V166H91ZM83 168V169H82ZM119 168V169H118ZM177 168V169H178ZM17 169H18V171H17ZM66 169V170H65ZM69 169H71V168H69ZM96 169V168H95ZM118 169V170H117ZM125 169V170H124ZM16 170V171H15ZM36 170L38 171V172H36ZM82 170V171H81ZM92 170V168L90 169V167H89V170H87V171H91ZM120 170V171H119ZM122 170H123V172H122ZM13 171V172H12ZM31 171V172H30ZM118 171L120 172L119 173V175H118ZM134 171H135V169H134ZM16 172V173H15ZM36 174V175H34V173ZM102 172H107V171H102ZM121 172L123 173V174H121ZM127 172V173H126ZM136 172V171H135ZM167 174H166V173ZM173 172V171H172ZM68 173H70V174H68ZM86 172H84L83 174H85ZM88 173V172H87ZM112 173H114L113 175H112ZM17 174V175H16ZM41 176H40V175ZM77 175V176H76ZM110 175V176H109ZM116 175H118V176H116ZM137 175H138V177H137ZM154 174H152V176H153ZM166 175L169 177H167L166 178ZM38 176V179L37 178H34V177H37ZM76 176V177H75ZM109 176V177H108ZM51 177V178H50ZM112 177V178H111ZM116 177V178H115ZM119 177V178H118ZM155 177V176H154ZM104 178V179H105ZM111 178V179H110ZM33 179H37L38 180V184L36 185V183H37V181H35V180H33ZM117 179V180H116ZM131 179V180H130ZM40 180V181H39ZM118 180H120V182L118 181ZM133 180V181H132ZM135 180V181H134ZM138 180V181H137ZM35 181V183L33 184V182ZM131 181V182H130ZM136 181H137V183H136ZM159 181V182H158ZM173 181V182H172ZM40 182H41V185H40ZM99 183L101 182H105V180H103L102 178H99V181H98ZM117 182V183H116ZM126 184H125V183ZM161 182V183H160ZM131 183V184H130ZM3 184V185H2ZM173 186H172V185ZM20 185V186H19ZM121 185H119V187L118 188H120V186ZM171 185V186H170ZM3 186V187H2ZM36 186V187H35ZM53 186V187H52ZM117 186H115V188H117ZM123 186V185H122ZM138 186H140V185H138ZM37 188V189H36ZM41 188H44V190L43 189H41ZM55 188V187H54ZM122 188V187H121ZM169 188V189H168ZM171 188V189H170ZM173 188V189H172ZM16 189H18V188H15L14 189V191L16 190ZM25 189V190H24ZM40 189V190H39ZM38 190V191H37ZM79 190V191H78ZM170 190L172 191V193L170 192ZM4 193V194H2V193ZM15 192H17L18 193V190H16ZM169 192V193H168ZM83 195H82V194ZM167 193V194H166ZM103 195V196H104ZM164 195V196H165ZM76 196V197H75ZM41 197V198H40ZM90 198V199H89ZM109 198H110V200H109ZM130 198V199H129ZM125 199H128V200H125ZM92 200V201H91ZM109 200V201H108ZM91 201V202H90ZM108 201V202H107ZM115 201V202H114ZM120 201V202H119ZM128 201V202H127ZM131 201V202H130ZM36 202V203H35ZM44 202H45V204H44ZM63 202H65V201H63ZM63 205H62V204ZM132 203L133 204H135V206L134 207H136L134 210H133V208L134 207H132ZM138 203L139 204H141V205H139L138 206ZM23 204V203H22ZM60 204V205H59ZM106 204V205H105ZM130 206H129V205ZM44 206V208H42V210L44 209V211H48L49 210V212L51 211H54V212H50L51 214H52V216L55 218V219H58V220H55L54 221V223H52V221H51V223H50V221H45V220H47V219H45L44 217L43 218H41V222H42V224H43V226H45L44 228L46 229V230H42V229H40L38 226H37V224H36V221H35V216H37V213H38V211L39 210H37V209H39V208H36V209H34L35 208V206ZM58 205V206H57ZM62 205V206H61ZM101 205V206H100ZM31 206H33V207H31ZM104 206V207H103ZM107 206V207H106ZM112 206V207H111ZM115 206V207H114ZM147 206V205H146ZM4 207V208H3ZM24 207V206H23ZM45 207H47V208H45ZM125 207V208H124ZM128 207V208H127ZM131 207V208H130ZM41 208V207H40ZM52 208V209H51ZM55 208V209H54ZM57 208V209H56ZM112 208V209H111ZM132 209V210H130V209ZM141 208V209H140ZM24 209H25V207H24ZM32 209V210H31ZM34 209V210H33ZM127 209V210H126ZM137 209H138V211H137ZM145 209H148V210H145ZM150 209V210H149ZM157 209V208H156ZM156 209L155 210H153V211H155V213L154 214H156V212L157 211H159L157 214H158V216L160 217V215H161V217L165 220L166 218L165 217H167V215H165L166 213H164L165 211L164 210H162L163 208H160V210L159 209H157V211H156ZM110 210H112V211H110ZM136 210V211H135ZM143 210H145V211H143ZM225 212H226V210L225 209H223ZM5 211V210H4ZM4 211H3V215H4ZM37 211V212H36ZM41 211V210H40ZM46 211V212H47ZM125 211H126V213H125ZM153 211H152V213H153ZM161 211V212H160ZM217 211H219L218 209H217ZM32 212V213H31ZM83 212V213H82ZM122 212V213H121ZM55 215H54V214ZM142 213V214H141ZM164 213V214H163ZM1 214V215H2ZM35 214V215H34ZM139 214V215H138ZM31 215H32V217H33V219H31L32 217H31ZM56 215H58V217L59 218H56L55 216ZM212 215V214H211ZM101 216H102V218H101ZM143 216V217H142ZM19 218H21V219H19ZM78 221H77V220ZM103 219V220H102ZM137 219V220H136ZM33 220V221H32ZM144 220V221H143ZM35 222V223H34ZM56 222V223H55ZM58 222V223H57ZM135 222H137V223H135ZM47 224V225H46ZM54 224V225H53ZM88 225V226H87ZM35 226V227H34ZM57 226V227H56ZM102 226V227H101ZM141 226V227H140ZM37 227V228H36ZM48 227V228H47ZM36 228V229H35ZM156 231L157 230V232H155L153 229ZM174 228V229H173ZM38 229V230H37ZM101 229V230H100ZM9 230V231H8ZM40 230V231H39ZM41 230H42V233L43 232H45L46 233V236H47V239H48V241H46V244L43 246V248H41L40 247V243L38 242V239L37 238H35L36 237V235H37V233H39V232H41ZM107 230V231H106ZM22 231V232H21ZM113 231H115V230H113ZM112 231V232H113ZM153 231H154V234H153ZM168 231V232H167ZM174 231V232H173ZM6 232V233H5ZM22 234H21V233ZM106 232H107V235H106ZM145 232V233H144ZM159 232V233H158ZM165 232V233H164ZM15 234V235H14ZM21 234V235H20ZM112 234H114V233H112ZM166 234V235H165ZM64 235V236H63ZM23 236V237H22ZM152 237V236H151ZM13 238V239H12ZM19 238V239H18ZM169 239V240H166V239ZM106 239H108V238H106ZM12 240V241H11ZM37 240V241H36ZM159 240V241H158ZM166 241H169L170 243H169V245L166 243ZM20 242V243H19ZM61 242V243H60ZM71 242V243H70ZM74 242V243H73ZM161 242V243H160ZM12 243V244H11ZM17 243V244H16ZM21 244V245H20ZM69 244H70V246H69ZM162 244V245H161ZM167 245V246H166ZM171 245V246H172ZM20 246V247H19ZM75 246V247H74ZM115 246V245H114ZM176 246V247H175ZM187 246V247H186ZM46 249H45V248ZM59 248V249H58ZM85 249H88V250H85ZM85 250V251H84ZM169 250V251H168ZM21 251V252H20ZM46 251V252H45ZM86 251H87V254H86ZM126 251V250H125ZM125 251H124V253H125ZM44 252V253H43ZM85 252V253H84ZM128 252V251H127ZM162 252V253H161ZM17 253V254H16ZM130 253V252H129ZM129 253H127L128 254V257L129 256H133L134 254H132V253H130L131 255H129ZM165 255H164V254ZM171 253H169V254H171ZM20 254V255H19ZM58 254V255H57ZM86 254V255H85ZM126 254V255H127ZM163 254V255H162ZM61 255V256H60ZM77 255H79V256H77ZM120 255H123V253H120ZM147 255V256H146ZM148 255H149V257H148ZM24 256V257H23ZM26 256V257H25ZM42 256V257H41ZM174 256H175V254H174ZM65 257V258H64ZM87 259H86V258ZM20 258V259H19ZM31 258V259H30ZM68 258V259H67ZM145 258V259H144ZM149 258V259H148ZM155 258V259H154ZM159 258V257H158ZM16 259H18V260H16ZM38 259V260H37ZM35 260V261H34ZM44 260V261H43ZM150 260H152V261H150ZM43 261V262H42ZM31 262H33V263H31ZM42 262V263H41ZM155 262H157V263H155ZM180 262V261H179ZM178 262V264H180ZM26 263V264H27ZM111 264H113L112 262H110ZM152 263V264H153ZM114 264H116V263H114ZM159 264V263H158Z\"/></svg>","mask_w":264,"mask_h":264}]
</instances>
